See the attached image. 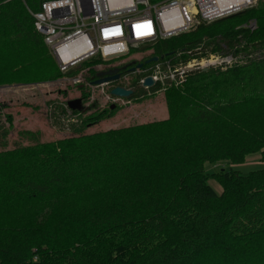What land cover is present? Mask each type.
I'll return each mask as SVG.
<instances>
[{
  "label": "trees",
  "instance_id": "1",
  "mask_svg": "<svg viewBox=\"0 0 264 264\" xmlns=\"http://www.w3.org/2000/svg\"><path fill=\"white\" fill-rule=\"evenodd\" d=\"M45 1L0 0V83L16 63L36 67L41 77H60L30 14ZM249 21L257 28L236 31ZM243 40L264 46L263 5L146 50L166 59L203 45L205 55ZM98 64L83 65L88 83ZM139 79L130 84L128 100L135 103L158 91L138 87ZM89 96L82 93L85 101ZM165 99L169 118L163 121L84 135L101 113L68 125L74 137L41 143L26 132L34 137L31 147L1 152L0 264H264V171L205 170L206 164L242 165L258 152L264 160V56L190 73ZM120 193L131 213L103 204L108 213L98 216L96 202ZM135 221L158 243L131 251V261L123 260L129 251L102 250L112 235L141 234Z\"/></svg>",
  "mask_w": 264,
  "mask_h": 264
},
{
  "label": "built area",
  "instance_id": "2",
  "mask_svg": "<svg viewBox=\"0 0 264 264\" xmlns=\"http://www.w3.org/2000/svg\"><path fill=\"white\" fill-rule=\"evenodd\" d=\"M256 2L47 0L41 4L39 12L30 14L34 19L35 30L42 35L60 72L67 74L92 61H100V67L104 66V70L99 68L98 72H101L123 66L114 67L109 63L124 57H127L125 62L150 59L153 56L146 49L158 42L195 32L201 26L245 12L253 8ZM255 27L254 21L251 22L250 28ZM202 46L178 49L166 59L159 57L150 67L138 70L144 75H138L140 79L137 86L143 88L144 79L152 77L155 80L154 87L158 86L156 93L164 92L168 87L182 86L190 73L211 68L226 70L238 63H231L230 59L221 61L227 54L221 50L203 55ZM127 77L101 86L108 87L110 92L116 87L134 90L124 82ZM72 82L82 86L86 81L85 77L75 76Z\"/></svg>",
  "mask_w": 264,
  "mask_h": 264
},
{
  "label": "rangeland",
  "instance_id": "3",
  "mask_svg": "<svg viewBox=\"0 0 264 264\" xmlns=\"http://www.w3.org/2000/svg\"><path fill=\"white\" fill-rule=\"evenodd\" d=\"M262 5L264 6V0H257L253 8H258ZM251 22L253 21L241 26L238 25L236 31L243 28L251 29ZM254 23L256 25L254 29H256V21ZM242 36L238 34L236 37L241 39ZM230 49V51L225 52L227 54H224L221 61L230 59L231 63H242L246 59L264 56V46L256 45L246 40L233 45ZM147 51L150 54L153 53L152 50ZM47 54L50 59L53 58L49 50ZM126 58L115 60L109 65L114 67L126 65L130 63L125 62ZM142 60L139 59V61ZM84 66L77 70L76 77L82 76L84 78L89 75V67L83 68ZM100 66V64L96 65V73L104 70V66L102 68ZM43 68L47 69V65L43 66ZM59 73L60 77L55 79H52L49 75L41 77L38 75L36 67L29 66L28 68L25 65L21 66V64L16 63V67L10 72V77L0 83V153L13 150L17 146L31 147L33 144L32 139H34L35 135L41 143L57 142L74 137L75 135L70 132L68 125L81 123L88 120L89 117L97 116L101 113L105 114L104 118L97 124L92 122L93 124L88 126L84 135L89 136L135 125L159 122L169 118L165 93L171 87L154 95H152V91H149L150 93H147L145 98L141 97V100L135 103L128 99H118L111 96L110 89L106 86H93L91 84L94 81L93 79L89 83L85 80L86 82L84 85L82 84V87L78 84H73L74 75L69 76L68 73L63 74L58 71L57 74ZM138 75L143 76L144 74L136 70L131 77L135 78ZM131 77H127L124 82L132 84ZM83 92H90L87 101L82 99ZM78 99L83 101V111H72L68 103ZM26 132L32 133L34 137L25 135L24 133ZM4 143L5 147L3 146ZM221 168H232L241 175L246 176L256 171H264V160L262 154L258 152L247 156L242 165H231L227 162L205 165V170L212 173H218ZM209 185L218 194L222 193L221 186L214 180H210ZM122 197L123 194L121 193L112 194L111 198L96 202L99 203L97 215L104 217L108 213V211L102 209L104 205L113 212L118 210V214L131 213L130 209L134 207L122 205ZM140 207H137V209L140 210ZM139 222L136 223L139 225L141 224ZM143 227L144 225L141 224L135 229V231L142 229V232L134 237L125 236L120 238L118 235H112L102 246V250L129 251L128 257L125 258L123 256V260L131 261L134 254L131 251H137L138 253L146 251L149 246L151 247L158 243V240L154 238L150 241L151 231L148 227Z\"/></svg>",
  "mask_w": 264,
  "mask_h": 264
},
{
  "label": "water",
  "instance_id": "4",
  "mask_svg": "<svg viewBox=\"0 0 264 264\" xmlns=\"http://www.w3.org/2000/svg\"><path fill=\"white\" fill-rule=\"evenodd\" d=\"M163 58V57H161ZM159 60L158 56L152 57L148 60H146L144 63H138L137 61H132L126 65H123L121 67L118 68H114V69H110L108 71H101L99 73L96 74V80L92 81V85L93 86H97V85H101L104 83H114L119 81V79L121 78V72L127 70L128 68H131L130 72H135L136 70H140L144 68V65H148L151 63H155ZM208 71L207 69L203 70ZM143 88H148L151 89L155 86V80L152 77H147L144 79L143 84H142ZM111 95L114 97H118L121 99H129L132 95H133V90H127L125 88L122 87H116L114 89L111 90ZM82 100L78 99V100H74L68 103L69 108L72 111H83V107H82ZM114 107V106H113Z\"/></svg>",
  "mask_w": 264,
  "mask_h": 264
},
{
  "label": "flooded vegetation",
  "instance_id": "5",
  "mask_svg": "<svg viewBox=\"0 0 264 264\" xmlns=\"http://www.w3.org/2000/svg\"><path fill=\"white\" fill-rule=\"evenodd\" d=\"M130 70H131V68H128L127 70H125V71H122L120 74H121V78L122 77H124V75L125 74H127V75H133V74H135V72H130ZM97 74V73H96ZM96 76V75H95ZM93 77L92 79H94V80H96V79H98V78H96V77ZM120 78V79H121Z\"/></svg>",
  "mask_w": 264,
  "mask_h": 264
},
{
  "label": "clouds",
  "instance_id": "6",
  "mask_svg": "<svg viewBox=\"0 0 264 264\" xmlns=\"http://www.w3.org/2000/svg\"><path fill=\"white\" fill-rule=\"evenodd\" d=\"M99 73V72H98Z\"/></svg>",
  "mask_w": 264,
  "mask_h": 264
}]
</instances>
